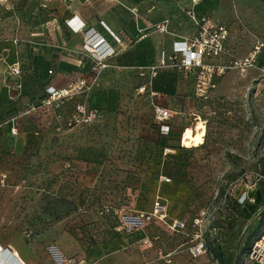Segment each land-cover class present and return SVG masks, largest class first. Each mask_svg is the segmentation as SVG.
<instances>
[{
	"label": "rangeland",
	"instance_id": "374dc122",
	"mask_svg": "<svg viewBox=\"0 0 264 264\" xmlns=\"http://www.w3.org/2000/svg\"><path fill=\"white\" fill-rule=\"evenodd\" d=\"M185 1L0 0L1 49L14 48L19 65L15 101L0 109V239L45 245L54 258L59 235L72 252L125 232L126 220L143 221L159 237V255L175 253L167 263L148 252L142 264H249L246 251L264 231V90L247 71L226 70L199 98L180 56L168 55L177 33L197 32L177 18L191 10ZM231 22L237 57L264 43V19ZM93 39L109 43L102 59L89 51ZM56 78V91L74 88L71 98L27 113ZM109 91L118 97L114 112L105 108ZM83 101L103 117L70 128L56 121L55 106ZM156 108L179 114L166 135ZM200 121L204 142L188 147L183 136ZM157 197L166 218L147 220ZM174 221L184 227L170 230Z\"/></svg>",
	"mask_w": 264,
	"mask_h": 264
},
{
	"label": "crops",
	"instance_id": "0c3cea01",
	"mask_svg": "<svg viewBox=\"0 0 264 264\" xmlns=\"http://www.w3.org/2000/svg\"><path fill=\"white\" fill-rule=\"evenodd\" d=\"M183 1V4L187 3L185 0ZM188 4V6L191 5L189 2ZM193 12L197 19L201 17L211 19L214 22L223 23L227 28L228 37L224 44V54L218 60L210 59L205 62L208 65L225 66L227 63H230L232 59H243L250 53L249 52L243 58H239L237 57V53L230 48L231 32L235 29V26L231 22L232 19H264V0H199V4L193 7ZM177 18L179 20L181 19L182 23H186L187 21V23L190 24V21H188V19H190L188 14L179 15ZM254 25L255 22L252 21L251 27ZM249 29L253 31V28ZM88 34H92V32ZM186 35L187 33L183 31L181 34L177 33L171 40L170 51L168 52L169 56H175L172 48L173 43L183 42L186 39ZM103 40L106 42L105 44L109 46V43L105 39ZM255 43L256 42H254V44ZM10 47L12 50V45H10ZM1 48L2 44L0 43V109L3 108V105L8 107V105L15 101L12 93L17 91L14 84L18 79L17 75L12 74L10 71L11 67L17 63L14 48L8 53L2 52ZM176 56L178 57L179 55ZM63 70L62 68V71ZM233 71L234 70H230L229 73ZM247 72V77L252 79L251 84L262 76L264 72V49L257 55L254 67L248 69ZM196 74L197 70L190 72V77L193 78L192 81H190L192 87L195 86ZM227 74L228 72L223 76L214 77L217 80V87L224 81ZM60 82L61 81L56 78L52 86L57 87ZM117 107V94L109 91L105 99V108L109 112H114ZM184 217L185 214H183L179 221L184 220ZM158 238V236L153 237L149 235L147 231L142 229L130 233H126L119 229L114 231L113 235L103 242L85 248L79 247L71 252L70 249L64 248V241L68 239L67 236L59 235L56 246L53 247L55 251L53 253L54 258L47 253L45 245L28 243L25 239H15L8 242L0 239V248H2V251L7 249L10 253L17 255L23 264H142L145 262V255L148 252L152 253L151 257L155 255V262L161 261L159 255V253H162L160 251V246L153 242V240H157ZM183 245L184 244L180 247H183ZM180 247H177V249ZM168 253L174 254L175 251L171 250V252ZM5 254H0V261H5L4 263L2 262L3 264H6V260H9L8 256Z\"/></svg>",
	"mask_w": 264,
	"mask_h": 264
},
{
	"label": "built area",
	"instance_id": "2783aa9c",
	"mask_svg": "<svg viewBox=\"0 0 264 264\" xmlns=\"http://www.w3.org/2000/svg\"><path fill=\"white\" fill-rule=\"evenodd\" d=\"M189 1L192 7L199 3V0ZM192 7L191 10L187 12V14L196 25L197 32L192 37L185 39L183 42H174L172 48L174 55L180 56L179 66L181 69L188 73L197 70L195 86L198 89L197 91L201 92L198 95L200 98L206 93L204 91L206 87L212 89L215 88V83L212 81L214 76H221L226 70H235L239 75H244L248 69L254 67L257 55L264 49V43L257 42L253 50L245 58L232 59L228 66L208 65L205 63L207 60H218L224 54V43L228 37V30L224 25L216 23L211 19L204 17L197 19L194 15ZM82 28L83 26L80 27L79 30H82ZM73 31L75 30L73 29ZM161 32H164V27H162ZM105 43L106 42H104L103 39H98L96 43L92 44L90 47L89 51L93 55L94 60L102 59L100 57L101 54H98L97 50ZM91 49H94L95 52H91ZM10 70L12 74L19 75L18 63H15ZM255 87L264 90V72L262 76L255 82ZM73 90L74 88L71 86L68 88V90L63 89L62 91H56L54 87H47L45 91L47 97L39 104H30L28 106L27 113H35L40 109L50 107L52 104H54L53 101L67 99ZM55 107L58 108L57 111H55L56 121L69 128L81 123H89L94 119L101 118L102 116L98 109L89 107L86 101L74 103L72 107H70V110H60L58 105ZM154 114L155 120L161 124L160 132L163 135L168 134L170 131V127L167 123L174 116L179 115L177 112L168 108H156ZM20 132L21 130L18 126V123L12 120V123L9 126L10 135L15 137L18 136ZM37 134L38 133H35V135ZM162 180L167 183L170 182V179L168 178H162ZM159 200L160 198L157 197L156 202L154 203L153 212L149 215H145L147 216V220L151 219V217L158 218L160 221L166 218V215L163 214L165 209ZM142 217H144V215H142ZM139 222L141 225L126 220L124 222L125 232L130 233L137 229H143V221ZM183 227L184 225L178 221H174L169 226L170 230ZM202 249L203 245L201 243L197 244L190 249V254L192 257H198L202 253ZM1 253H6L5 255H7L9 258V260H6V264H23L17 255L10 253L9 250L5 249L2 251V248H0V254ZM171 255V253L160 255V259L168 263L170 262ZM246 259L249 264H264V231L260 233L252 242L251 246L247 250ZM2 262L4 263L5 261ZM3 263L0 262V264Z\"/></svg>",
	"mask_w": 264,
	"mask_h": 264
},
{
	"label": "bare ground",
	"instance_id": "6f19581e",
	"mask_svg": "<svg viewBox=\"0 0 264 264\" xmlns=\"http://www.w3.org/2000/svg\"><path fill=\"white\" fill-rule=\"evenodd\" d=\"M81 26H82V24H80L78 27H73V26L72 27L74 28V30L79 31V28ZM93 42L96 43L94 39L91 41V43H93ZM107 48H109V46L107 44H103L98 48L97 53L103 54L108 50ZM92 52H95V51L92 50ZM205 133H206V128L204 126V123L202 121H200L198 124H196L194 126L191 134H186L183 136V142L188 147L199 148L202 145V143L204 142Z\"/></svg>",
	"mask_w": 264,
	"mask_h": 264
},
{
	"label": "trees",
	"instance_id": "16d2710c",
	"mask_svg": "<svg viewBox=\"0 0 264 264\" xmlns=\"http://www.w3.org/2000/svg\"><path fill=\"white\" fill-rule=\"evenodd\" d=\"M103 117V116H102ZM246 253H247V251H246Z\"/></svg>",
	"mask_w": 264,
	"mask_h": 264
}]
</instances>
